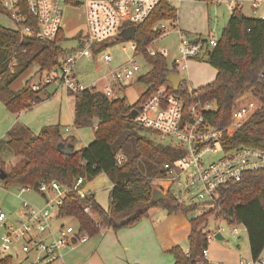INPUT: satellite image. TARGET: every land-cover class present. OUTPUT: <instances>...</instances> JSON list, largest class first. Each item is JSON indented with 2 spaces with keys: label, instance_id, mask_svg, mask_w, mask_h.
<instances>
[{
  "label": "trees",
  "instance_id": "trees-1",
  "mask_svg": "<svg viewBox=\"0 0 264 264\" xmlns=\"http://www.w3.org/2000/svg\"><path fill=\"white\" fill-rule=\"evenodd\" d=\"M70 2L74 6L79 4L74 0ZM0 11L4 10L0 8ZM23 13L27 16L23 24L35 26L36 20L29 16L25 7ZM165 19L177 20V8L161 2L149 18L135 25L136 31L131 39L135 43V52L141 53L151 66L138 78L148 87L136 102L128 105L124 98H110L94 89L70 91L75 95L73 126H91L94 119L97 122L92 141L76 150L75 137H63L60 124L44 125L37 134L24 127H14L7 132L6 138L0 139V171H5L0 182L4 187L23 185L36 188L41 181L57 180L71 187L75 177L89 181L99 173H105L113 183L107 210L100 207L93 194L80 197L70 191L59 208V217L75 218L80 230L93 236L100 228L133 226L147 217L152 207L181 211L191 215L189 246L186 252L179 246L169 250L174 257L173 264H210L202 255V250L208 246L204 224L210 215L215 214L229 225L245 228L250 258L257 259L264 248V169L246 171L240 180L225 184L219 191L218 207L194 215L191 208L179 205L175 195L157 179L161 175L162 163L177 158L183 151L176 146L156 143L126 115L138 108L158 87L166 85L170 93L183 97L186 104L215 101L217 109L206 113L205 117L214 127L223 128L231 121L235 104L244 97H253L260 103L258 109L232 133L224 134L220 144L224 150L239 145L264 150V84L258 79L264 66V18L249 17L240 10L231 11L216 46L205 51L206 61L216 70L214 79L196 88H189L182 79L176 92L165 77L170 71L178 73L177 66H168L167 57L162 53L151 55L147 52L152 39L163 32L156 29L155 24ZM79 34L77 32L71 40ZM68 40L63 30L53 39H42L0 25V92L4 93L3 103L8 111L17 113L29 109L48 97L47 94L39 95L45 86L32 90V78L18 90L12 91L9 86L32 63L38 65V73L56 67L61 57L72 50L71 46L62 45ZM116 41L125 40L119 35L113 41L97 44L94 51ZM62 147L71 152L63 153ZM6 148L20 157L9 170H6L1 156ZM118 155L122 156L120 162ZM141 162L151 164L155 170L143 173ZM145 168L150 169L147 165ZM153 186L163 190L165 197L147 208L141 207L150 199ZM83 204L91 207L94 220L82 211ZM10 262V255L0 258V264Z\"/></svg>",
  "mask_w": 264,
  "mask_h": 264
},
{
  "label": "built area",
  "instance_id": "built-area-1",
  "mask_svg": "<svg viewBox=\"0 0 264 264\" xmlns=\"http://www.w3.org/2000/svg\"><path fill=\"white\" fill-rule=\"evenodd\" d=\"M80 3V0H74ZM182 0H84L86 25L80 29L79 36L73 39L72 50L59 60V64L38 73V79L32 83V90H37L48 84H56L68 92L77 93L84 89H95L93 85L80 83L74 72L79 59L92 58L101 53L106 65L114 61V56L107 50L116 44H110L104 49L94 51L99 43L113 41L125 28L142 23L156 10L161 2L177 8ZM227 2L230 11L240 10L246 6L254 18H264V0H209L212 4ZM0 5L15 24V30L27 36L42 39H53L62 30L60 20L63 7L71 5L70 0H0ZM74 6V5H73ZM36 20L35 26L23 24L26 15ZM170 24L178 33V39L173 45L174 58L172 64L186 69L187 61L198 58L209 48L216 46L217 39L212 34L207 37L189 39L177 28V20L165 19L155 24L162 34L153 38L147 47L151 55L162 53L167 55L171 50L163 47L155 50L151 47L157 39L168 36ZM130 47L135 54V43L130 41ZM124 50V47H123ZM142 55V54H141ZM140 65L129 57L111 68L105 77L108 79L103 93L110 96L114 84L123 88L124 84L133 79ZM258 79L264 84V66L258 73ZM259 101L253 97L240 99L232 109L231 121L223 128L211 125L205 115L215 111V101H191L186 104L183 97L170 93L166 85L158 87L141 104L133 119L156 142L168 146H176L183 154L161 165L159 179L175 195L177 203L192 209L194 215L203 214L218 207L219 191L229 182L238 181L246 171L264 169V150L239 145L224 150L220 140L224 134L232 133L243 121L252 115L259 107ZM122 159L118 155V162ZM84 178L75 177L71 187L57 180L41 181L36 188L15 185L20 193L34 192L42 203L35 204L21 198V208L14 223L6 222V215L0 206V224L5 227L1 236V251L6 252L14 241H21L23 259L30 258L29 264H54L62 257L63 248H73L89 240L90 235L81 231L78 222L70 224L62 222L59 208L70 191L85 197L88 192L83 188ZM5 189L0 182V190ZM163 191V190H162ZM164 192V191H163ZM21 196V195H20ZM82 211L91 219H95L91 207L82 205ZM99 226V224H96ZM107 228H100L98 234L103 235ZM224 228L214 232H206L209 242L217 232L222 234ZM233 236L238 233L237 225L232 227ZM8 255L4 254L3 256ZM202 255H208V246L202 250ZM1 256V257H3ZM0 257V258H1ZM210 263V262H209ZM13 264V263H9ZM210 264H264L260 256L257 259L240 258L235 263Z\"/></svg>",
  "mask_w": 264,
  "mask_h": 264
},
{
  "label": "rangeland",
  "instance_id": "rangeland-1",
  "mask_svg": "<svg viewBox=\"0 0 264 264\" xmlns=\"http://www.w3.org/2000/svg\"><path fill=\"white\" fill-rule=\"evenodd\" d=\"M80 1L81 2L76 6L65 5L63 7L60 25L65 35L69 38L68 41L62 44L64 47H70L73 45L74 42L73 39L71 40V38L86 25L85 8L83 6L84 0ZM207 9L209 14L208 22L207 18L205 17L207 14ZM242 12L246 16L255 17V15H252L251 11L246 6L243 7ZM178 14L181 22V29L184 27H193L189 29H194L197 32V34L195 32L190 33V35L188 34V38L195 37L196 35H200L198 37H207L208 34H212L218 40L223 27L226 25L231 15V11L227 2H223L221 4H207L205 1L187 0L179 6ZM12 22L13 21L3 15L0 19V23L8 25L7 28L14 29L15 24ZM168 27L171 30L170 34L157 39L153 44H151V47L155 50H160L163 47H167L168 49L171 48V50L166 55L168 66H171L174 58L173 45L178 39V33L170 24H168ZM201 34L203 36H201ZM130 41L131 40L116 41L115 46L108 48L107 51L114 56V61L111 64L106 65L104 63L101 53L94 55L92 58L83 57L79 59L74 68L77 80L84 85H93L96 90L102 92L108 80L105 77L108 71L121 63L123 60L132 57L140 65V70L136 72L132 80L124 84L123 88L118 89L117 84L115 83L113 93L109 96L110 98H124L128 105H132L148 87L147 84L139 81L138 78L148 72L151 69V66L141 54H135L133 52L130 47ZM38 69L39 68L36 63L30 64L26 70L12 82L11 88L14 90L20 89L30 78H32V82H35L38 79ZM177 70L178 74L186 81L189 88H195L197 86L199 87L206 84L207 82L212 81L216 74L215 68H213L206 61L205 53L200 54L198 59H191L187 61L186 69H182L180 66H178ZM54 88L52 86L48 87L47 91L53 92ZM39 95L43 96L44 92H39ZM55 96L56 97L54 98L58 104L56 111L61 114V123H69V128H74L71 129V131H77L82 141H88L89 139H92L94 137V124L96 123L95 119L93 121V125L91 126H84L76 129L73 127L75 95L71 94L70 92L67 94L63 87L57 86ZM30 109L32 110V107L28 109V112H26L27 119L33 124L40 122V117L35 118V116L30 113ZM52 113H54V111L50 113L45 112L41 117H48ZM32 128L34 129L36 127ZM62 128L61 131L64 132ZM143 133H145V131ZM1 156L6 163V170H9L20 160V157L14 156L7 148L2 151ZM140 165L141 171L143 173L148 174L155 170V168H153L149 163L141 162ZM146 165L149 166V170L145 168ZM7 191L10 193L7 194L5 189L0 190V206L6 215L7 223H9V221L14 223V220L16 219L21 208V198L29 202L33 201L36 204L42 203L37 194L34 192L20 193L15 185L7 187ZM61 221L73 225L76 224V219L73 217H64L61 219ZM221 227L224 228L222 232L223 238H213L210 240L208 242V249H210L211 246L214 247L215 244H218L220 246L215 249V252H217L219 257L235 258V256L239 255L249 259L250 252L248 241L246 239L247 233L242 225H237L239 231L236 236H233V232L231 230L233 225H229L222 218L212 214L207 218L204 224V231L214 232L215 229ZM4 233L5 227L0 224V257L4 254H8L11 256V263L13 264H29L31 261L30 258L23 259L24 253L21 251V241H14L6 252L1 251V236Z\"/></svg>",
  "mask_w": 264,
  "mask_h": 264
},
{
  "label": "crops",
  "instance_id": "crops-1",
  "mask_svg": "<svg viewBox=\"0 0 264 264\" xmlns=\"http://www.w3.org/2000/svg\"><path fill=\"white\" fill-rule=\"evenodd\" d=\"M186 1L187 0H182L177 5L178 29L181 24L178 8ZM206 3L209 4L208 2ZM0 8L3 9L1 5ZM2 15L9 18L6 12L0 11V19ZM205 17L208 22V9ZM0 25L8 27V25L3 23H0ZM189 28L193 27H184L179 30L185 33L187 37L188 34L190 35L192 32L197 34L194 29ZM198 36L200 35L190 37L189 39H194ZM201 36L203 35L201 34ZM51 86L53 88L55 87L54 91L48 92L47 88ZM9 89L15 91L11 88V85ZM56 91V84L46 85L43 92L47 94L48 97L34 105L32 110L30 109V113L33 114L35 118L40 117V122L35 124L27 119L26 112L29 111L28 109H23L17 113L8 111L3 103L4 93L0 92V139L6 138L7 132L14 127H24L30 130L32 134H37L44 125L60 123L61 128L64 127L62 128L64 131L62 132L63 137H75L74 149H81L91 142L93 138L88 141H82L77 131H71V129L74 128H69V123H61V114L56 111L58 106L54 98L56 97ZM65 92H67V94L69 93L66 90ZM53 111L54 113L50 114L48 117H41L45 112L50 113ZM96 123L94 124V129ZM32 127L36 128L33 129ZM112 186V181L105 173H99L92 180H85L83 184V188L88 194H93L94 200L104 210H107L109 207V193ZM190 216V214H184L181 211H168L161 207H152L148 211V216L133 226L120 227L118 229L109 227L103 235L96 234L90 236L88 241L78 244L73 248H63L61 259L54 264H173L174 257L173 254L169 252L172 247L179 246L185 252L188 250V236L191 229L189 221ZM246 239L248 241V237ZM218 246L220 245L215 244L214 247L211 246V248L208 249V255L206 256L208 262L235 263L240 258H244L239 255L235 256V258L219 257L217 252H215ZM260 257L264 259V248Z\"/></svg>",
  "mask_w": 264,
  "mask_h": 264
},
{
  "label": "water",
  "instance_id": "water-1",
  "mask_svg": "<svg viewBox=\"0 0 264 264\" xmlns=\"http://www.w3.org/2000/svg\"><path fill=\"white\" fill-rule=\"evenodd\" d=\"M136 28L135 26H129L127 28H125L124 30H122V32L119 34L124 40H131L135 34ZM165 80L172 86L173 91L176 92L178 90V87L181 83V76L177 73V72H168L166 74ZM137 115V110L134 108L132 110H130V112L126 115V118L128 119H134ZM61 151L63 153H67L69 154L71 152V150L69 148L66 147H62ZM5 177V171L1 170L0 171V180H3ZM165 197V193L159 189L156 186L152 187V192H151V196L150 199L145 202L144 204H142L141 207L143 208H147L151 205H154L155 203H157L158 201L162 200ZM216 239H222L223 236L220 232H217L215 235Z\"/></svg>",
  "mask_w": 264,
  "mask_h": 264
}]
</instances>
